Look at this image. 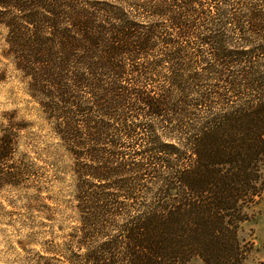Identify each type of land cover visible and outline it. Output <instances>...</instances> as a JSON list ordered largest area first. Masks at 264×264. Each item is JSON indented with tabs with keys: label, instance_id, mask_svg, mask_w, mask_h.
<instances>
[{
	"label": "trees",
	"instance_id": "trees-1",
	"mask_svg": "<svg viewBox=\"0 0 264 264\" xmlns=\"http://www.w3.org/2000/svg\"><path fill=\"white\" fill-rule=\"evenodd\" d=\"M0 28L72 158L67 264H244L264 189V0H0ZM26 128L0 136V185L39 174L18 157Z\"/></svg>",
	"mask_w": 264,
	"mask_h": 264
},
{
	"label": "rangeland",
	"instance_id": "rangeland-1",
	"mask_svg": "<svg viewBox=\"0 0 264 264\" xmlns=\"http://www.w3.org/2000/svg\"><path fill=\"white\" fill-rule=\"evenodd\" d=\"M4 38L0 28V136L8 123H25L18 157L25 154L39 174L17 186L0 185V264H36L40 256L67 264L70 253L63 244L78 225L72 158L30 94L29 79L4 56ZM246 213L238 232L248 249L244 264H264V189ZM188 264L206 263L193 257Z\"/></svg>",
	"mask_w": 264,
	"mask_h": 264
}]
</instances>
